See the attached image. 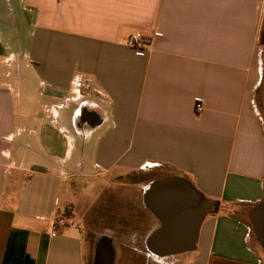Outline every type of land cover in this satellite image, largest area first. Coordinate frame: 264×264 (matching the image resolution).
<instances>
[{"label": "crops", "instance_id": "crops-1", "mask_svg": "<svg viewBox=\"0 0 264 264\" xmlns=\"http://www.w3.org/2000/svg\"><path fill=\"white\" fill-rule=\"evenodd\" d=\"M134 32L151 39L129 47ZM10 54L0 264H85L91 249L63 210L129 178L151 226L137 264H264L249 216L264 200V0H0ZM169 176L211 207L192 251L160 257L145 246L159 222L143 193Z\"/></svg>", "mask_w": 264, "mask_h": 264}, {"label": "water", "instance_id": "water-1", "mask_svg": "<svg viewBox=\"0 0 264 264\" xmlns=\"http://www.w3.org/2000/svg\"><path fill=\"white\" fill-rule=\"evenodd\" d=\"M143 201L159 222L145 238V246L152 254L174 256L194 249L198 227L211 207L196 188L178 176L159 178L144 190ZM249 216L254 234L264 247V200L254 206ZM94 259L98 264H113L110 238L97 241Z\"/></svg>", "mask_w": 264, "mask_h": 264}, {"label": "rangeland", "instance_id": "rangeland-1", "mask_svg": "<svg viewBox=\"0 0 264 264\" xmlns=\"http://www.w3.org/2000/svg\"><path fill=\"white\" fill-rule=\"evenodd\" d=\"M92 159V157L86 159L88 167L91 165ZM96 172L98 171L96 170ZM140 175L143 174L140 173ZM146 176H148L147 173L143 175V177ZM129 179L121 184H116L115 187L111 185L103 188L101 193L96 190V200L93 203H90L92 199H88L89 201L84 199L82 202L76 198V204H70L63 210L64 215H70L74 219L83 242L91 249V255L87 258L88 260L86 259L85 264H96L93 259V247L101 237L110 238L119 253L117 254L115 251V257L119 256L116 264H122L120 255L126 257L128 264L131 262L137 264L141 260L140 254L143 250L134 249L143 248L145 233L151 226L141 204V189L139 185L133 184L136 183V180ZM142 180L144 181V179ZM86 194L92 198L94 191L89 189Z\"/></svg>", "mask_w": 264, "mask_h": 264}, {"label": "built area", "instance_id": "built-area-1", "mask_svg": "<svg viewBox=\"0 0 264 264\" xmlns=\"http://www.w3.org/2000/svg\"><path fill=\"white\" fill-rule=\"evenodd\" d=\"M158 31H154L152 35H158ZM150 36H144L140 32H134L130 34L126 39H125V44L129 47L136 48V49H141L143 48L144 44H147L150 41ZM17 54H10L9 56H5L4 58L0 59V63L9 65L12 62H16L18 59ZM202 109V104L201 102H196L195 104V110L198 112Z\"/></svg>", "mask_w": 264, "mask_h": 264}]
</instances>
